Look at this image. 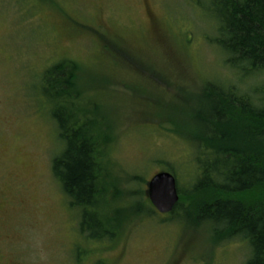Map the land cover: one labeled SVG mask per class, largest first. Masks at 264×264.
I'll list each match as a JSON object with an SVG mask.
<instances>
[{
    "label": "rangeland",
    "instance_id": "1",
    "mask_svg": "<svg viewBox=\"0 0 264 264\" xmlns=\"http://www.w3.org/2000/svg\"><path fill=\"white\" fill-rule=\"evenodd\" d=\"M213 1L0 0V264H246L245 242L215 245L210 225L150 212L146 196L164 167L190 185L186 111L205 81L257 94L260 79L251 85L213 43ZM60 61L77 68L76 107L94 96L113 126L112 183L130 199L116 212L128 216L116 241L80 235L51 173L61 143L41 76Z\"/></svg>",
    "mask_w": 264,
    "mask_h": 264
},
{
    "label": "trees",
    "instance_id": "2",
    "mask_svg": "<svg viewBox=\"0 0 264 264\" xmlns=\"http://www.w3.org/2000/svg\"><path fill=\"white\" fill-rule=\"evenodd\" d=\"M210 15L213 43L228 67L249 77L251 85L259 83L255 78L260 84L254 87L255 97L250 90L240 92L234 84L210 80L190 95L197 106L186 111L189 125L183 133L194 165L187 188L176 181L179 200L170 217L183 218L192 226L210 225L215 245L241 240L250 248L246 264H264V0H214ZM76 69L60 61L41 76L43 93L55 101L48 113L61 143L51 173L77 212L80 235L91 241H116L128 217L116 212L123 208V200L130 199H118L115 190L120 187L112 183L115 133L100 120L94 96L87 94L84 108L76 107L83 99V90H75ZM163 170L175 177L172 167Z\"/></svg>",
    "mask_w": 264,
    "mask_h": 264
},
{
    "label": "water",
    "instance_id": "3",
    "mask_svg": "<svg viewBox=\"0 0 264 264\" xmlns=\"http://www.w3.org/2000/svg\"><path fill=\"white\" fill-rule=\"evenodd\" d=\"M146 194L159 213L171 212L179 199L175 177L168 171L155 173L147 182Z\"/></svg>",
    "mask_w": 264,
    "mask_h": 264
},
{
    "label": "flooded vegetation",
    "instance_id": "4",
    "mask_svg": "<svg viewBox=\"0 0 264 264\" xmlns=\"http://www.w3.org/2000/svg\"><path fill=\"white\" fill-rule=\"evenodd\" d=\"M146 13H147V14H150V12H149V10H148V9H146ZM149 17H150V15H149ZM150 18H151V17H150Z\"/></svg>",
    "mask_w": 264,
    "mask_h": 264
}]
</instances>
